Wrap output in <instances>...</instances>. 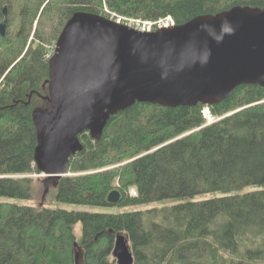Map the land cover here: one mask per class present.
Masks as SVG:
<instances>
[{
  "label": "trees",
  "instance_id": "obj_1",
  "mask_svg": "<svg viewBox=\"0 0 264 264\" xmlns=\"http://www.w3.org/2000/svg\"><path fill=\"white\" fill-rule=\"evenodd\" d=\"M4 6L0 264H75L74 242L81 264H118L112 254L117 233L127 238L133 264H264L259 84L240 85L213 104L135 101L109 117L100 138L79 135L81 149L70 157L67 174L38 202L32 203L37 190L30 176L40 173L32 113L47 108L49 58L75 12L142 20L170 15L182 24L235 6L263 8L264 0H0V20ZM204 107L213 121L203 116ZM113 190L120 194L114 204L107 200Z\"/></svg>",
  "mask_w": 264,
  "mask_h": 264
},
{
  "label": "water",
  "instance_id": "obj_2",
  "mask_svg": "<svg viewBox=\"0 0 264 264\" xmlns=\"http://www.w3.org/2000/svg\"><path fill=\"white\" fill-rule=\"evenodd\" d=\"M0 35L8 12L2 9ZM47 108L35 109L34 163L49 184L66 175L79 135L100 138L109 117L135 101L164 106L213 104L244 84L264 87V7L235 6L172 27L143 32L105 15L75 12L49 58ZM111 191L107 200L117 203ZM75 264L82 249L73 243ZM118 264H133L127 238L117 233Z\"/></svg>",
  "mask_w": 264,
  "mask_h": 264
},
{
  "label": "built area",
  "instance_id": "obj_3",
  "mask_svg": "<svg viewBox=\"0 0 264 264\" xmlns=\"http://www.w3.org/2000/svg\"><path fill=\"white\" fill-rule=\"evenodd\" d=\"M110 17L117 22L126 24L132 28H135L143 32H152L161 28H168L175 25V21L170 15L158 18L156 20L127 18L124 16L116 15L115 13H112ZM202 114L207 119L208 122L213 121V117L211 116L208 107H204L202 109ZM130 193L135 195L136 194L135 189L131 188Z\"/></svg>",
  "mask_w": 264,
  "mask_h": 264
},
{
  "label": "rangeland",
  "instance_id": "obj_4",
  "mask_svg": "<svg viewBox=\"0 0 264 264\" xmlns=\"http://www.w3.org/2000/svg\"><path fill=\"white\" fill-rule=\"evenodd\" d=\"M111 14L112 13H110V16H111ZM38 109L44 110L45 108H38ZM30 176L33 178L34 185H35L36 190H37V192L35 194L36 200L32 201V203L38 202L39 201L38 199L41 195V192H43V190H44V186L42 187V182H41L43 180L44 176L42 174H30ZM130 190H129V192H130ZM131 195H133V194H131ZM160 205L161 204H153V205H151V207L152 206H160ZM62 207H66L68 209H74V210H92V211H98V212H117L118 210H122V209H117V208L87 207V206H75V205H63ZM141 208L143 209L145 207H141ZM125 209H133V208H125ZM76 232H78L77 229H76Z\"/></svg>",
  "mask_w": 264,
  "mask_h": 264
}]
</instances>
